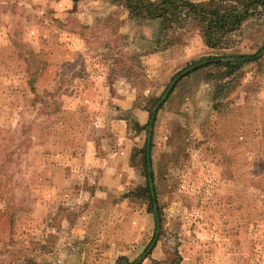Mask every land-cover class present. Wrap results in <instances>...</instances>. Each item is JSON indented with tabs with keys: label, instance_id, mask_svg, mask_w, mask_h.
Masks as SVG:
<instances>
[{
	"label": "rangeland",
	"instance_id": "rangeland-1",
	"mask_svg": "<svg viewBox=\"0 0 264 264\" xmlns=\"http://www.w3.org/2000/svg\"><path fill=\"white\" fill-rule=\"evenodd\" d=\"M154 27L116 0H0V264H33L37 255L41 264H75L53 249L42 214L72 160L91 149L96 166L72 180L95 184L103 161L124 162L117 189L139 213L125 254L132 264H264V16L224 47L200 39L198 55L171 64L140 54ZM180 33L170 48L202 36L193 26ZM255 53L230 76L211 62L194 69L160 105L150 206L137 195L149 181L141 151L149 131L134 122L146 124L173 78L201 59ZM29 69L38 70L34 84ZM64 207L58 201L56 213Z\"/></svg>",
	"mask_w": 264,
	"mask_h": 264
},
{
	"label": "crops",
	"instance_id": "crops-1",
	"mask_svg": "<svg viewBox=\"0 0 264 264\" xmlns=\"http://www.w3.org/2000/svg\"><path fill=\"white\" fill-rule=\"evenodd\" d=\"M146 33L147 38H152L153 31ZM200 39L204 47L214 49L206 44L202 36L195 34L181 46L152 52L145 57L148 62L169 58L170 62L167 60L169 64L173 62L172 57L179 62L188 61L199 54L196 42L198 40L200 42ZM92 151L94 150L91 149L89 153ZM89 153L85 156L81 154L82 158L76 157L72 160L71 169L63 176V187L54 189L55 192L47 196L49 214H42L45 222L42 229L46 231V238L57 241V247L53 248L55 252L65 250L64 259L61 261L67 259V263L75 264H114L120 256H127L125 254L129 247L134 246L135 236L138 233L137 214L139 213L130 209L128 198H123L118 192L117 188H120L122 183L119 169L124 163L119 162L118 158L105 160L100 164V176L95 184L96 178L93 181L90 178V182L87 183L88 176L82 177V174L76 180H72L71 175L75 176V172L82 171L81 173L87 174V169L92 170L93 166H96L98 160L94 161L92 159L94 155L92 157ZM58 201H63L65 206L63 215L56 213L61 210L57 209ZM40 208L41 202L37 200L33 207V211L38 213L37 217L42 213ZM52 212L55 214L53 215ZM57 215L59 222L56 224L54 221ZM39 222V220L33 221L31 230L38 229ZM36 259L30 262L41 264L38 255Z\"/></svg>",
	"mask_w": 264,
	"mask_h": 264
},
{
	"label": "trees",
	"instance_id": "trees-1",
	"mask_svg": "<svg viewBox=\"0 0 264 264\" xmlns=\"http://www.w3.org/2000/svg\"><path fill=\"white\" fill-rule=\"evenodd\" d=\"M123 3L129 11V18L138 22H149L153 25L150 45L141 55L166 50L175 44L182 43L180 36L187 26H193L199 30L206 44L211 48H221L229 44L232 36L240 31L246 21L254 16H264V0H116ZM186 43V42H184ZM183 43V44H184ZM209 56L202 60H209L210 64L222 66L226 69V76L242 67L245 63L258 60V53L233 55L232 59L222 60L219 58L229 57ZM30 82L34 84L38 70L29 69ZM151 99H156L151 97ZM159 99V98H158ZM156 102V101H155ZM154 102V103H155ZM151 111V109H150ZM152 119V116H151ZM144 125L134 122L133 126L138 130H150V121ZM155 122V118H153ZM154 132V124H153ZM148 178L147 143L141 149ZM155 177L153 170V178ZM156 189V187H155ZM140 194L148 198L150 206L155 202L153 199L149 181L145 186H140ZM119 262L132 264L127 256H120Z\"/></svg>",
	"mask_w": 264,
	"mask_h": 264
},
{
	"label": "water",
	"instance_id": "water-1",
	"mask_svg": "<svg viewBox=\"0 0 264 264\" xmlns=\"http://www.w3.org/2000/svg\"><path fill=\"white\" fill-rule=\"evenodd\" d=\"M264 50L261 51V54H263ZM209 61H200L198 63H195L189 67H187L186 69H184L183 71H181L179 74H177L173 80L171 81L170 85L168 86L167 90L165 91V93L162 95V97L160 98V100L158 101V103L156 104V106L154 107L153 109V112H152V119L150 121V130L148 132V137H147V159H148V177H149V185H150V188H151V193H152V196H153V199L155 200L156 199V193H155V186H154V178H153V167H152V159H151V148H152V128H153V124H154V121H153V118L156 117L157 115V112L160 108V105L166 101V99L168 98V96L170 95V93L173 91L175 85L177 84V82L181 79V77L185 76L187 73L193 71L194 69H197L201 66H203L204 64L208 63ZM155 213H157V209H156V206H155ZM157 225H158V228H157V236L155 238V242L157 240V237H158V231H159V228H160V221H157ZM153 244L152 243L150 245V247L147 249L145 255L152 249L153 247ZM141 257L137 262H141L143 261L144 257Z\"/></svg>",
	"mask_w": 264,
	"mask_h": 264
}]
</instances>
